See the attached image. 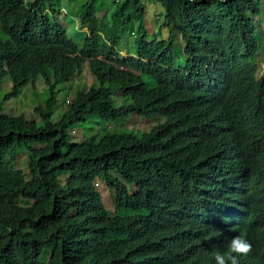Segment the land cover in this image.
Instances as JSON below:
<instances>
[{"label":"trees","instance_id":"obj_1","mask_svg":"<svg viewBox=\"0 0 264 264\" xmlns=\"http://www.w3.org/2000/svg\"><path fill=\"white\" fill-rule=\"evenodd\" d=\"M149 1L165 39L148 37L142 0H115L101 20L85 0L70 11L77 45L58 0H0V82L11 81L0 99V264H215L241 234L252 251L239 264H264V0ZM135 17V54L123 56ZM84 63L91 85L52 121L56 85ZM39 76L43 125L2 112ZM91 114L143 115L132 121L149 128L71 141ZM23 144L28 175L15 164Z\"/></svg>","mask_w":264,"mask_h":264},{"label":"rangeland","instance_id":"obj_2","mask_svg":"<svg viewBox=\"0 0 264 264\" xmlns=\"http://www.w3.org/2000/svg\"><path fill=\"white\" fill-rule=\"evenodd\" d=\"M85 0H58L56 7L60 10L65 9L68 11V14L65 16L66 22L70 27L69 37L75 44L80 45V37L74 32L73 25L74 20L71 15V12H77L80 6L84 3ZM144 1V26L149 38L159 33V40L165 39L167 36L166 27H161L159 24L164 18L162 8L158 3H152L149 0ZM115 0H95L97 8V18L101 20L113 7ZM64 11V10H63ZM264 14V12H263ZM264 18V15H262ZM256 18V25L258 29L259 38L262 40L259 43V53H263L261 56L257 57V62L259 63L257 77L264 72V19ZM139 21L137 17L134 18L133 27L123 36L121 53L123 56H134V42L137 35V27ZM2 37V36H1ZM0 37V38H1ZM1 39H4L1 38ZM176 51L179 52L177 48ZM91 85V79L89 77V72L86 68V63L81 68L79 74L74 75L70 81L58 83L56 85L57 95H56V105L53 107L51 112L52 121H57L59 119L60 113L67 108V104L71 101V98L74 96L75 92L79 89H85L86 86ZM11 87V81L9 78L2 79L0 82V99H2L5 92H7ZM49 91L48 86L43 81L42 77H37L34 85L28 84L21 95L17 97H12L2 103V112H8L9 114H19L23 113L26 118L32 119L36 122L38 126L43 125L39 114L34 110V107L38 103H44L45 99L48 97ZM131 114L127 116H120L117 120H102L99 116L91 114L87 116L85 121L77 124L74 128L69 129L70 140L71 141H88L92 136H99L100 134L111 131V132H133L136 134H142L147 131L149 126L146 128L143 125H139L142 121L146 120L143 115L135 114L133 118H139L142 121L137 123L133 122L131 119ZM148 121V120H147ZM33 146L35 144H29ZM22 148L17 149L15 152L16 160L15 164L17 168L23 169L24 172L28 175V157H27V147L22 145ZM13 155V152H9L7 157ZM101 190V200L104 203L106 210L112 215L114 207V194L111 190L107 188L104 190V186H99Z\"/></svg>","mask_w":264,"mask_h":264},{"label":"clouds","instance_id":"obj_3","mask_svg":"<svg viewBox=\"0 0 264 264\" xmlns=\"http://www.w3.org/2000/svg\"><path fill=\"white\" fill-rule=\"evenodd\" d=\"M106 188H104L105 190ZM102 196V194H101ZM252 251V244L244 238L237 235L231 238L225 252L217 251L214 254L215 264H239V257L247 256Z\"/></svg>","mask_w":264,"mask_h":264},{"label":"bare ground","instance_id":"obj_4","mask_svg":"<svg viewBox=\"0 0 264 264\" xmlns=\"http://www.w3.org/2000/svg\"><path fill=\"white\" fill-rule=\"evenodd\" d=\"M260 244V243H259ZM262 244V243H261Z\"/></svg>","mask_w":264,"mask_h":264}]
</instances>
